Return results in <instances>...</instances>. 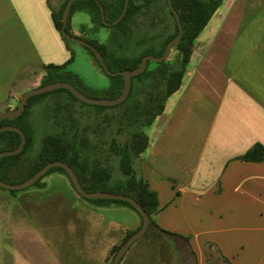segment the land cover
Masks as SVG:
<instances>
[{
    "label": "crops",
    "instance_id": "0c3cea01",
    "mask_svg": "<svg viewBox=\"0 0 264 264\" xmlns=\"http://www.w3.org/2000/svg\"><path fill=\"white\" fill-rule=\"evenodd\" d=\"M66 1L0 0L1 107L17 109L29 89L42 87L46 67L70 61L54 18ZM148 136L135 168L158 196L159 228L120 264H148L146 251L154 264H264V161L240 159L264 146V0L224 1ZM114 228L103 264L126 236ZM160 229L189 239L191 253Z\"/></svg>",
    "mask_w": 264,
    "mask_h": 264
},
{
    "label": "rangeland",
    "instance_id": "374dc122",
    "mask_svg": "<svg viewBox=\"0 0 264 264\" xmlns=\"http://www.w3.org/2000/svg\"><path fill=\"white\" fill-rule=\"evenodd\" d=\"M101 1L108 5L120 0ZM75 3L70 20L72 36L84 41H98L118 57L126 56L133 60L146 52L158 57L163 39H156L154 29L149 31L151 40L139 43L138 32L128 38L122 27L109 25L113 23L106 19L110 18L109 14L106 17L105 13V20L102 18L104 25L101 24L95 12L85 9L89 0H76ZM55 10L60 14L59 9ZM127 33L130 34L129 31ZM69 45L73 57L64 68L54 73L53 78L57 82L74 85L87 97L111 99L106 90L116 81L112 78L116 76L104 73L85 46L72 41ZM176 57V52H172L169 62ZM161 65V62L149 61L146 70L155 74ZM8 108L14 107L9 104L0 106V113ZM138 114L137 101L133 97L115 106L82 103L66 89L32 97L19 122L31 143L20 157L18 168L11 171L4 182L20 185L28 180L43 140L65 131L68 140L78 146L83 141L90 144L87 149L79 148L81 156L91 161L98 160L102 166L108 167L112 172V186L123 184L125 176L120 170L121 155L113 153L112 148L123 149L137 131L149 135L150 127L143 125L146 117ZM22 205L34 207L39 215L31 217L29 212L21 209ZM16 211L22 213V217L17 216ZM140 222V216L128 207L113 205L112 208H100L96 203L81 198L65 173L53 171L37 186L15 191L0 188V264H103V242L108 232L112 228L115 231L117 226L126 235ZM121 242L118 241V245ZM138 243L129 253L135 251ZM148 253L145 252L148 264H154V258Z\"/></svg>",
    "mask_w": 264,
    "mask_h": 264
},
{
    "label": "trees",
    "instance_id": "16d2710c",
    "mask_svg": "<svg viewBox=\"0 0 264 264\" xmlns=\"http://www.w3.org/2000/svg\"><path fill=\"white\" fill-rule=\"evenodd\" d=\"M224 1L225 0H172L173 6L178 12L183 26L182 38L172 50V52H176L177 55L176 59L173 61L174 64H171L173 62H169L168 59L161 62V68L157 73L149 74L146 70L142 75L134 77L132 80V89L128 97V99L132 97L136 99L137 108L139 109V117H146L143 121V125L145 127L149 128L154 124L156 119L165 111L168 99L181 88L183 79L194 53L195 43L203 30L209 24L214 14L223 5ZM67 2L68 1L64 3L60 14H54V18L56 27L63 40L66 42L73 57V52L69 45L70 41L65 39L61 33L63 25V12ZM100 3L105 9L106 17L108 14L110 16L109 19H106L109 22H114L123 12L125 0H120L118 3L112 2L108 5L103 4L100 0ZM75 7L76 3L74 2L66 27V31L68 33H70V20L72 13L75 11ZM85 9L90 12H95L97 20L103 24L100 7L95 1L89 0L88 7ZM94 21L96 22V20ZM116 25L123 28L124 34L128 38H132L134 33L138 32L140 34L139 43L151 40L152 38L148 37L149 31L154 29L156 31V39L159 37L163 39L162 48L159 54H157L158 57H161L165 53L167 45L179 34L178 24L174 14L169 8L168 0H130L126 15ZM127 31H129L130 34H128ZM86 42L92 44L102 54L108 69L112 72L134 70L140 67L142 59L146 55L150 54L149 52H146L138 58L132 60L126 56H116L114 53L110 52L107 46L100 45L98 41ZM86 49L90 52L96 64L104 72L96 60L94 53L89 48L86 47ZM65 66L66 64L62 66L50 65L46 67L47 74L42 86L57 82V80L53 78V75L56 71L64 68ZM112 78L116 79V81L108 90H106V92L111 94V99H115L118 98L124 90V78L122 76ZM68 92L75 100L80 101L70 91ZM30 100L31 98L27 102L26 110L29 106ZM26 110L18 118L1 121L0 128L4 126H15L22 129V127L19 126V122L25 115ZM26 137L27 143L22 153L15 156L4 157L0 160L1 180L5 181V177L11 171L18 168L20 157L27 151L31 143V139L27 134ZM20 143L21 137L16 132L10 131L0 134V152L14 150L19 147ZM148 146L149 136L142 131H137L132 134L131 140L124 146L123 149H115V147L112 148L113 153L121 155L120 170L125 176L123 184L112 186V172L108 167L102 166L98 160L91 161L89 158L81 156L82 151L79 150V148L87 149L90 147V144L83 141L80 146H78L76 143L68 140L67 133L63 131L59 134L47 136L43 140L42 147L34 163L33 170L27 179L33 176L48 163L56 161L64 162L75 170L82 187L87 192H109L126 195L135 199L151 217V224L147 231L148 233L154 227L159 228L154 219V216L159 210V200L157 194L150 189L148 183L139 177L135 168V160H137L141 154L147 150ZM240 159L255 163L264 161V146L261 144L254 145L244 156L240 157ZM53 171L65 173L70 180L67 172L59 167L52 168L45 176ZM45 176H43L33 186L39 185ZM70 183L76 191L71 180ZM85 200L94 202L102 207L122 205L135 211L141 218L140 225L135 230L128 232L122 242L119 245L114 246L110 251L107 264H112L113 259L120 250L121 246L133 234L140 230L143 224V218L139 212L127 202L116 200ZM161 231L164 234L171 236L176 241V244L178 245L177 248H179V250L181 249L183 254L184 251L191 253L189 239L174 235L167 231ZM226 262L228 263V261Z\"/></svg>",
    "mask_w": 264,
    "mask_h": 264
},
{
    "label": "water",
    "instance_id": "95a60500",
    "mask_svg": "<svg viewBox=\"0 0 264 264\" xmlns=\"http://www.w3.org/2000/svg\"><path fill=\"white\" fill-rule=\"evenodd\" d=\"M75 1L76 0L68 1L66 4L65 10L63 12V19H62L63 25H62V29H61V33H62L63 37L69 41L79 43V44L89 48L94 53L96 60L98 61V63L100 64V66L102 67V69L104 70V72L107 75L122 76L124 78V90H123L122 94L118 98H115V99L90 98V97H87L84 94H82L74 85H72L70 83L54 82V83H51L49 85H46V86H43V87H40L37 89H32V90L26 92L23 95V97L21 98V102H20L19 107L17 109L0 113V122L4 121V120L14 119V118L20 117L25 112L27 102L30 98L37 96V95L45 94V93H48V92H51L54 90H58V89H66V90L70 91L78 100H80L81 102H83L85 104H89V105L115 106V105L122 104L123 102H125L128 99V97L130 95V92L132 89L133 78L142 75L146 71V68H147L149 61H155V62L160 63V62H164V61L168 60L171 53H172L174 46L180 42L182 35H183V26H182V23L180 20V16H179L178 12L175 10L173 3H172V0H168L169 8L172 11V13L174 14V17H175L176 22L178 24L179 34L172 41H170V43L167 45L165 53L161 57H156V56H151V55L145 56L142 59L141 66L134 69V70H124V71L112 72L108 69L102 54L92 44H90L84 40H81L79 38H76L66 31V27L68 24L70 13H71V8H72V5ZM93 1H95L99 5L100 11H101V16L105 20V9H104V7L101 5L99 0H93ZM129 1L130 0H125L123 12L119 16V18L117 20H115L113 23H108L109 25H116L124 18V16L126 15V13L128 11ZM10 131L16 132L20 135L21 143H20L19 147L14 149V150L0 152V160L4 157L15 156V155L22 153V151L24 150V148L26 146L27 137H26V134L24 133V131L22 129H20L19 127H15V126H4V127L0 128V134L3 132H10ZM56 167L62 168L67 172V174L70 177L72 184L74 185L76 191L78 192V194L81 197L88 199V200H116V201L127 202L130 205H132L139 212V214L142 216L143 224H142V227L140 228V230L137 231L135 234H133L121 246L120 250L117 252V254L115 255V257L113 259L112 264H120V261L123 258V256L125 255V253L137 241L141 240L145 236V234L147 233V231L150 227V224H151V217L148 214V212L132 197H129L126 195H121V194L109 193V192H100V191L99 192H91V193L87 192L82 187V185L79 181L78 175L75 172V170L73 168H71L68 164L61 162V161L48 163L46 166H44L42 169H40L33 176H31L28 180H26L24 183H22L20 185H11V184H8V183H6L0 179V188L4 189V190H9V191L22 190V189L29 188V187L33 186L36 182H38L43 176H45L52 168H56Z\"/></svg>",
    "mask_w": 264,
    "mask_h": 264
}]
</instances>
